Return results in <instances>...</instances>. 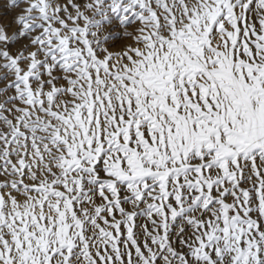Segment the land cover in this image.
I'll return each instance as SVG.
<instances>
[{"label": "snow or ice", "instance_id": "snow-or-ice-1", "mask_svg": "<svg viewBox=\"0 0 264 264\" xmlns=\"http://www.w3.org/2000/svg\"><path fill=\"white\" fill-rule=\"evenodd\" d=\"M0 264H264V0H0Z\"/></svg>", "mask_w": 264, "mask_h": 264}, {"label": "rangeland", "instance_id": "rangeland-1", "mask_svg": "<svg viewBox=\"0 0 264 264\" xmlns=\"http://www.w3.org/2000/svg\"><path fill=\"white\" fill-rule=\"evenodd\" d=\"M129 30H131V29H129ZM117 43L124 45L127 43V40H120V41H117Z\"/></svg>", "mask_w": 264, "mask_h": 264}]
</instances>
